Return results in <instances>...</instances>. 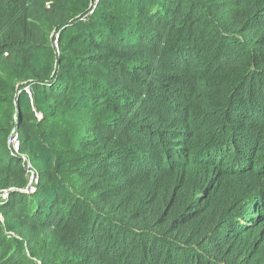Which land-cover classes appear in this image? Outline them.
Wrapping results in <instances>:
<instances>
[{
	"label": "trees",
	"instance_id": "16d2710c",
	"mask_svg": "<svg viewBox=\"0 0 264 264\" xmlns=\"http://www.w3.org/2000/svg\"><path fill=\"white\" fill-rule=\"evenodd\" d=\"M0 264H264V0H0Z\"/></svg>",
	"mask_w": 264,
	"mask_h": 264
},
{
	"label": "built area",
	"instance_id": "2783aa9c",
	"mask_svg": "<svg viewBox=\"0 0 264 264\" xmlns=\"http://www.w3.org/2000/svg\"><path fill=\"white\" fill-rule=\"evenodd\" d=\"M8 143L10 146H12L16 149L19 147L18 132H16V131L12 132L11 136L8 139Z\"/></svg>",
	"mask_w": 264,
	"mask_h": 264
},
{
	"label": "clouds",
	"instance_id": "9594fccd",
	"mask_svg": "<svg viewBox=\"0 0 264 264\" xmlns=\"http://www.w3.org/2000/svg\"><path fill=\"white\" fill-rule=\"evenodd\" d=\"M14 131H16V130H14ZM14 131H13V132H14Z\"/></svg>",
	"mask_w": 264,
	"mask_h": 264
}]
</instances>
